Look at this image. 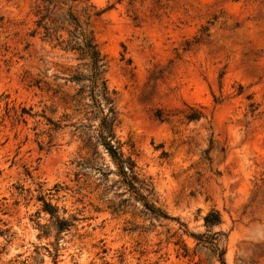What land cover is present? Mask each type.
Instances as JSON below:
<instances>
[{
    "label": "rangeland",
    "instance_id": "obj_1",
    "mask_svg": "<svg viewBox=\"0 0 264 264\" xmlns=\"http://www.w3.org/2000/svg\"><path fill=\"white\" fill-rule=\"evenodd\" d=\"M38 4L0 0V228L9 230L0 264H55L45 248L54 238L38 236L49 220L41 196L79 219L62 235L57 264H221L194 253L181 225L204 232L211 209L222 217L213 230L227 235L226 264H264V0L73 4L106 63L137 184L178 220L146 212L116 175L77 178L90 154L70 121L49 142L42 115L80 116L49 90L73 93L65 77L79 61L30 35Z\"/></svg>",
    "mask_w": 264,
    "mask_h": 264
},
{
    "label": "trees",
    "instance_id": "obj_2",
    "mask_svg": "<svg viewBox=\"0 0 264 264\" xmlns=\"http://www.w3.org/2000/svg\"><path fill=\"white\" fill-rule=\"evenodd\" d=\"M39 1L36 12L35 28L31 31V36L39 35L45 42L58 47L65 52H71L79 61L77 66L72 67L65 77L76 85L71 94L59 95V90L49 88L52 91V98H58L66 108H70L74 114L80 115L77 122H72L70 114H64L63 119L53 120L42 115L47 120L48 132L51 142L53 135L59 130L64 129L67 124L62 122L70 121L69 125L74 127V134L83 142V148L90 154L87 158H82L77 163V178L80 175L95 177L96 180L105 181L109 175L118 176L114 184L123 187L130 198L140 202L143 209L156 218L178 220L170 216L167 212L156 206L148 199L144 193V188L138 185V166L135 159L126 155L122 150V142L117 135L119 124V110L116 105V92L108 85L105 77L106 63L102 57L93 32L82 23L80 17L74 12L77 6L84 0H37ZM68 4L66 12H61V7L57 3ZM77 4V5H76ZM52 5V7H50ZM58 7V9H55ZM101 12H97L99 15ZM40 82H36L40 87ZM106 157L115 166L111 169L106 163ZM148 193H151L148 190ZM42 211L49 215L48 223L39 224L40 238H54L49 244L52 249L45 247L57 264V258L61 249L63 234L70 232L76 227L79 220L75 215L66 216V209L60 213V208L43 196ZM125 199L123 202L128 201ZM120 206H114L113 211H120ZM204 232H190L187 226L184 233L191 237L195 242L194 253L206 252L216 258L221 264H226L225 239L227 235L222 230H213L214 227L222 224V217L218 210L211 209L204 217ZM8 229L0 228V235L8 233ZM179 244V242H176ZM181 254L189 255V247L186 243L181 245ZM1 253V252H0Z\"/></svg>",
    "mask_w": 264,
    "mask_h": 264
}]
</instances>
